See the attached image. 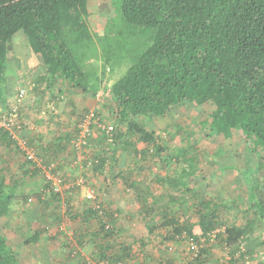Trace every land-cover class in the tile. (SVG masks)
Wrapping results in <instances>:
<instances>
[{"label": "trees", "instance_id": "trees-1", "mask_svg": "<svg viewBox=\"0 0 264 264\" xmlns=\"http://www.w3.org/2000/svg\"><path fill=\"white\" fill-rule=\"evenodd\" d=\"M89 3L90 0H0V119L17 114L19 130L13 129L25 147H31L25 140L27 127L21 119L26 92L19 98L20 90L25 89L12 90L19 84L11 74L12 40L22 34L39 59L41 74L37 72L34 80L35 95L44 94L39 91L40 85L58 98L77 92L95 99L99 92L103 93L91 110L85 107L75 119L78 139L83 117L92 112L90 135L82 147L97 146L84 160L82 176L87 178L90 172L106 177L107 171L112 180H120L119 191L130 195L127 202L137 206V213L145 219L147 237L139 240L140 254L159 237L160 244L166 243V250L159 248L163 254L185 240L204 243L195 262L203 258L208 242L216 240L235 247L239 256L240 244L256 239L257 227L264 220V189L250 186L243 210L236 201L230 206L218 203L197 187L202 159L198 151L200 140L212 142L221 137L218 154L229 151L237 166L239 155L248 154L257 160L254 176L256 170L264 175V0H121L122 22L114 35L117 42L111 49L113 54L103 58L102 66L108 68L109 74L113 59L115 63L127 60L129 66L111 86L109 74L105 76L102 71L92 80L90 73L98 47L90 30ZM145 32L150 33H146L150 44L140 49L135 37ZM185 108L195 112V117L187 128L176 121L167 128L163 126L160 130L166 141L148 127L177 116ZM108 122L113 127L109 135L100 127ZM172 126L173 133L169 131ZM174 136L181 137L180 147L167 145ZM71 139L59 141L60 146L70 145ZM234 140L240 142L238 155L231 149ZM0 148L25 156L19 174H12L7 165L0 168V219L10 217L15 203L22 201L26 205L33 197L44 210L51 207L44 212L45 218L52 217L53 224L61 221V192H54L49 180L34 184L35 189L41 188L38 194L21 192L28 188L29 173L39 175L41 170L4 127H0ZM49 160L55 159L51 156ZM43 163L42 174H58V167ZM149 165H159L167 172H152L149 178L145 173ZM252 177L253 182L259 179ZM143 178L149 179L145 183ZM72 190L78 191L79 186L73 184ZM92 196V207L82 213L85 217L67 205L68 219L74 222L84 218L86 223V230L74 235V239L80 244H94L95 261L140 264L132 250L135 240L128 242L119 236L117 216L121 211L114 213ZM233 208L243 212L242 223L235 222ZM226 216L230 221H225ZM60 227L55 225L54 235L49 233V226L32 229L24 243H36L41 235L45 239L59 237ZM217 230L211 239L210 234ZM13 256L0 230V264H16Z\"/></svg>", "mask_w": 264, "mask_h": 264}, {"label": "crops", "instance_id": "crops-1", "mask_svg": "<svg viewBox=\"0 0 264 264\" xmlns=\"http://www.w3.org/2000/svg\"><path fill=\"white\" fill-rule=\"evenodd\" d=\"M14 45L15 47L13 48V54L11 56V66L12 68L15 67V76L17 75L19 84L12 87H16L15 89L18 91L19 89L24 88L26 91L21 119L25 122L27 127L24 132L25 140L29 141V144L31 145L30 148H26L24 145L23 150L34 151V158L36 159L35 164L41 171L45 170L44 161L47 163V160H49L51 156L55 159L54 161L49 160L47 164H49L50 168L55 169L58 167L60 169L58 174L53 176L57 178L60 184L64 185L60 188L61 206L58 212L63 211L64 215L62 213L61 215L66 217L68 214V205L69 207L72 206L73 211H77L80 216L83 215L82 213H85L89 207H92V203L89 199L91 196L89 197V195H91L92 187H94L96 190L93 191L92 197L96 199V201L114 212L120 210L121 214H127L128 211L126 212L124 209L125 207L129 209V206H125V204L119 205V203H117L119 200H122L123 202L125 201V194L119 191H116L113 194L109 191V184L112 180L111 177H103L102 179L99 177H87L85 179L81 176V174H83L82 165L84 160L90 155V151L87 147L81 152L80 147L76 146L77 133L74 131V127H76L75 119L85 107L91 109L95 99L87 95H80L77 92H71V94L65 93L58 98L50 92H45L41 85L39 91L44 92V94L39 93L38 95H35L33 90V87H35L34 80L41 72L39 59L27 46L24 37H20L19 42ZM69 137H72L70 140L71 144L66 145L62 142L65 146H60L59 141L68 139ZM54 151H56L55 154L53 153ZM0 154V168L2 165L11 166V173L19 174V167L23 165L25 156L22 154L19 155L13 151L10 152V150H4L3 148L1 149ZM2 154H8V158L2 156ZM41 171L39 173L42 176L39 177L38 174H32V172L29 173V179L35 180L34 184L42 179L43 181H46V177L43 176ZM73 184L79 186L78 191H70ZM40 190L41 188L39 189V192ZM28 191L30 190L27 189L26 192ZM111 194L114 195L112 198ZM66 201L69 202L66 204ZM235 212L234 216L239 213L242 221L243 217L240 212L237 210ZM82 217H85V215ZM241 221H238L237 223H242ZM74 222H72L74 224L69 222L67 225H70L72 228V236L76 235L77 237L78 233L86 230V223H84V218ZM258 226H260V228L257 227L259 230L256 236L257 238L249 239L248 241L241 243L239 250L242 252H240L241 254L239 253V256L236 255L237 252L235 247H228L225 243L216 240L208 242L205 247L206 250L203 253V258L197 262L193 260L190 261L188 259V253H186V243L180 242V244L175 246L174 250L171 252L167 251L165 254L159 251L158 248H155L158 251L155 258H148L147 255L144 257V254H140L141 258L139 259V263L264 264V220ZM117 229H120V227L117 226ZM61 230L62 234H60L59 237L55 236L45 239L42 238L41 235L38 242L25 244V239H27L31 233L28 228H25V231H28V234H26L24 238L14 240L16 241L14 242L15 245L11 248V252L16 258V264H90L95 261L96 258L94 257V253L96 249L94 248L93 243L84 241L80 244L77 239L72 240L70 237H67L66 232H68V230L66 228H62ZM119 232V236L125 241L126 237H128V229L123 231L125 236L121 235V229ZM165 246L166 243H162L160 248L166 250V248H164ZM17 247L18 249H15ZM165 250L163 251L166 252ZM245 251L248 253H245Z\"/></svg>", "mask_w": 264, "mask_h": 264}, {"label": "rangeland", "instance_id": "rangeland-1", "mask_svg": "<svg viewBox=\"0 0 264 264\" xmlns=\"http://www.w3.org/2000/svg\"><path fill=\"white\" fill-rule=\"evenodd\" d=\"M89 10H90V30L91 34L93 36V40L98 47V51H96V58L91 61V76L92 80L94 77L99 76V73L104 71L103 74L106 76L109 73H106L108 71V68H105L103 65V58L109 57L112 53V50L114 46L116 45L115 41V34H116V28L121 24L122 22V17H121V0H90L89 3ZM107 23H110V26H107ZM109 30L112 32L111 38H109ZM149 32H145L140 36L135 37V42L137 43L138 47L140 49H144L150 44ZM106 36L104 37V35ZM145 34V35H144ZM150 34V33H149ZM22 34H17L13 37V47H15L14 44L19 42L20 36ZM124 38H119V40H123ZM124 41V40H123ZM122 41V42H123ZM111 46V47H110ZM115 50L114 52H116ZM124 59V58H123ZM114 60V59H113ZM110 62L109 66L112 68V72L109 74V83L108 85L111 86L116 80H118L120 77H122L128 66L129 63L127 60H121L119 63ZM9 70V69H8ZM11 70V69H10ZM86 70L89 71V68ZM11 74L15 75V67L11 70ZM9 74V73H8ZM17 77V75H16ZM95 82V81H94ZM16 88V87H15ZM12 87V90L15 92H18L17 89ZM103 93L100 92L98 94V97H100ZM95 98V103L93 101V105L91 109L96 105L97 98ZM90 109V110H91ZM90 112V111H89ZM182 115V116H181ZM196 115L195 112L192 110H189L188 108H185L181 110L177 116L174 117H167L163 120H159L158 122H153L149 124V128L152 129L153 131H156L158 136L162 137L163 139H166V135L163 131L160 129L165 126L166 128L173 125L174 122H178V124H181V126L186 127L188 125V122L190 119L194 118ZM104 123L107 124V120H104ZM104 124V125H105ZM109 125H112V123L108 122ZM187 128V127H186ZM170 132H174L175 129L170 128ZM180 136H174V138H171L167 145L169 146H177L180 147L182 144V141L180 140ZM222 142V138L218 137L215 141H207V140H200L199 144V157H201V163H200V172H199V177H198V182H197V187L201 190L202 193L206 194V196H209L210 198L215 199L218 203H224L227 206H230L231 203L234 201L239 202L238 207L240 209H244V205H246V200H247V194L250 186H258L257 188L262 191L264 189V175H260L259 171L256 170V176L255 172L252 173L254 168V163H257V160L255 161L252 159L251 156H248V154H243L239 155L237 158V164L234 163L235 159H232V155L229 153V151H226L225 154L223 155L222 153H217L216 149L218 144L220 145ZM97 146H94L93 148L88 149L90 153L94 150L96 151ZM234 151V154L240 152V142L238 140H234L232 148ZM84 150L83 148L81 149ZM218 150V149H217ZM1 151V148H0ZM20 155V154H19ZM81 155V153H80ZM2 156H5L8 158V154H2ZM22 159V157H21ZM82 160V159H81ZM6 161V160H5ZM17 161V160H16ZM256 165V164H255ZM11 168V166H8ZM80 170V169H79ZM84 170V169H83ZM11 171V169H10ZM150 172V173H149ZM154 173L155 175H165L167 170L163 169L162 167H159V165H149L148 166V171L145 172L147 174V177H151V173ZM42 173V172H41ZM47 171L44 172V176ZM108 172L106 171V177L109 175L107 174ZM11 174V173H10ZM49 174V173H48ZM12 175V174H11ZM50 175V174H49ZM259 177L258 181H252L250 178L252 177ZM42 176L40 173L38 175ZM82 176V174H81ZM87 177H99L103 178V175H98L94 174L93 175L89 172L87 173ZM252 177V178H253ZM148 178V179H149ZM86 179V178H85ZM144 179V182L146 183L147 180ZM203 179V180H202ZM28 184L29 194L30 196L35 193H39L40 187H36L34 189V183L35 180L28 179L26 181ZM31 185V186H30ZM110 190L113 194L116 191H119L120 188L122 187V183L120 180H111L110 184ZM34 187V188H33ZM27 189H23L21 192L28 194ZM96 189L92 187V192L95 191ZM120 192V191H119ZM264 192V191H262ZM111 194V198L114 196ZM130 198V195L125 196V201L123 202L122 200L117 201L119 205L125 204V206H129V209L125 207V211L128 213L127 214H119L117 216L118 218V227L122 230L121 235L125 236L123 231L128 229V237H126L125 241L132 242L135 240L132 246L133 254L136 260H139L141 258L140 255V246H139V240L141 238L147 237V231L144 228V222L145 219L141 217L137 213V206H134L132 202H127V200ZM237 199V200H236ZM235 204V203H234ZM61 206V205H60ZM59 206V207H60ZM51 208V207H49ZM49 208H42L39 206V204L33 200V197L29 202L25 205L22 201H18L15 203V205L12 207V213L10 217L7 220H4L3 218L0 219V230L2 235L5 237V242L6 246L9 248V250L15 245L14 240L24 238V234H28V231H25V228L29 229V232L32 231V229H40V228H45L46 226H49V233L54 234L56 233L55 225L59 224L62 226V228H66L68 232H66L67 237L71 238L74 240L72 236V228L70 225H67L69 222L71 224L73 221L68 220L67 217H64L61 215L63 214V211H59L58 213L60 214L61 221L58 223L53 224L52 217L51 219L45 218L44 212H49ZM239 208H233V213H236L235 211L237 210L240 212ZM224 209V208H223ZM111 210V209H110ZM113 211V210H111ZM115 213V212H114ZM230 213V214H233ZM241 216L243 217V212H240ZM64 215V214H63ZM66 215V214H65ZM192 217V215H191ZM236 223L238 221H241L239 213L236 214L235 217ZM181 220H184L181 219ZM194 221V217L192 219ZM225 221L228 222L229 217H225ZM61 228V229H62ZM22 236V237H21ZM123 239V238H122ZM160 239L159 237L154 238V240L149 243L143 250L144 257L147 255L149 257H154L158 253V251L155 248H160ZM11 246V247H10ZM15 249H18L15 248ZM14 249V252H15ZM20 256V255H18ZM14 260L16 259L15 256Z\"/></svg>", "mask_w": 264, "mask_h": 264}, {"label": "built area", "instance_id": "built-area-1", "mask_svg": "<svg viewBox=\"0 0 264 264\" xmlns=\"http://www.w3.org/2000/svg\"><path fill=\"white\" fill-rule=\"evenodd\" d=\"M25 90H20L18 97L21 98L25 95ZM92 117V112L86 114L83 117L81 126H80V136L77 139V147H81V146H85L86 145V138L88 135H90V130H89V120ZM18 122V116L17 114H12L9 118L7 117H2V119H0V127H4L5 129H7L9 131V134L11 135V137L13 139H16L19 142V145L21 148H23L24 144L23 141H21L17 135V131L19 130V124H17ZM13 127L16 128L17 131H14ZM102 130H104L108 135L111 134L113 127L111 125H101L100 126ZM26 156L29 159H32L33 161L36 162V159L34 158V151L31 150H26ZM49 172L47 171V173H45V177L47 180L50 181L51 183V188L54 190V192H58L60 193V188L61 186H64L63 184H60L57 180V178H55L52 174H48ZM91 195H89L90 197ZM109 226H106V229ZM61 228V227H60ZM217 231H214L213 233L210 234V238L213 239L214 238V234ZM185 243L187 245L186 247V253H188V259L190 261L194 260L197 256H198V252L199 249L202 247V245H204V243H197L195 241H193L192 239L189 240H185ZM170 247V246H167ZM90 264H109L107 261H93ZM115 264H121L119 262H116Z\"/></svg>", "mask_w": 264, "mask_h": 264}, {"label": "clouds", "instance_id": "clouds-1", "mask_svg": "<svg viewBox=\"0 0 264 264\" xmlns=\"http://www.w3.org/2000/svg\"><path fill=\"white\" fill-rule=\"evenodd\" d=\"M82 148H83V147L81 146V147H80V150H81Z\"/></svg>", "mask_w": 264, "mask_h": 264}]
</instances>
